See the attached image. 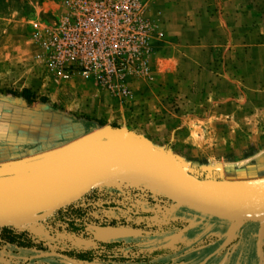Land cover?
<instances>
[{"label":"rangeland","instance_id":"374dc122","mask_svg":"<svg viewBox=\"0 0 264 264\" xmlns=\"http://www.w3.org/2000/svg\"><path fill=\"white\" fill-rule=\"evenodd\" d=\"M65 1L0 0V128L42 104L59 114L58 121L84 124L80 136L107 126L120 129L168 152L200 179L264 176V0H223L230 21L221 20L220 45L203 55L195 47L197 33L181 24L194 20L195 0H143L164 36L154 42L150 76L132 81L128 96L82 78L57 82L47 75L34 35L57 20ZM210 1L219 9L222 0ZM202 56L212 61L199 68ZM16 97L27 104L2 103ZM26 155L8 165L38 154ZM91 225L148 234L100 241ZM229 225L178 205L140 181L122 180L96 187L45 220L11 227L22 245L4 239L0 229V264H65L57 256L39 257L45 253L82 264H200L209 257L205 264H226L231 256L236 257L231 264H259L258 225H241L221 249ZM76 237L97 245L79 247ZM197 251L203 252L193 256Z\"/></svg>","mask_w":264,"mask_h":264},{"label":"water","instance_id":"95a60500","mask_svg":"<svg viewBox=\"0 0 264 264\" xmlns=\"http://www.w3.org/2000/svg\"><path fill=\"white\" fill-rule=\"evenodd\" d=\"M108 145L97 152L90 151ZM80 155L77 159L74 157ZM0 229L40 222L84 198L99 186L136 180L174 203L230 223L226 247L246 223L258 225L259 264H264V176L239 180L200 179L168 152L111 126L81 135L52 151L0 170ZM97 240L112 241L147 235L136 228L90 226ZM112 230L114 234L107 233ZM79 247L95 241L75 238ZM65 264H82L58 253ZM204 262L200 264H205ZM223 264V263H221Z\"/></svg>","mask_w":264,"mask_h":264},{"label":"built area","instance_id":"2783aa9c","mask_svg":"<svg viewBox=\"0 0 264 264\" xmlns=\"http://www.w3.org/2000/svg\"><path fill=\"white\" fill-rule=\"evenodd\" d=\"M163 36L143 0H66L57 20L34 40L51 79L82 78L128 96L132 81L150 76L154 42Z\"/></svg>","mask_w":264,"mask_h":264},{"label":"flooded vegetation","instance_id":"af4514ba","mask_svg":"<svg viewBox=\"0 0 264 264\" xmlns=\"http://www.w3.org/2000/svg\"><path fill=\"white\" fill-rule=\"evenodd\" d=\"M9 101L2 100V103H15L17 105L14 104V106L22 107L23 104H27V101L20 97ZM31 106L33 107L31 109H34V103ZM3 109L5 108L3 107ZM27 111L21 118L12 121L10 126L1 125L0 128H4L0 130V133L9 131V133L16 135L14 138L11 135L8 138L0 135V154H6L11 160L21 159L26 154H42L61 147L79 137L85 127L84 124H75L72 121L68 122L63 119L58 121L57 116L59 114L54 109L47 108L42 104H38L35 110ZM46 118L50 122H45ZM35 120H39L41 123L36 124Z\"/></svg>","mask_w":264,"mask_h":264},{"label":"crops","instance_id":"0c3cea01","mask_svg":"<svg viewBox=\"0 0 264 264\" xmlns=\"http://www.w3.org/2000/svg\"><path fill=\"white\" fill-rule=\"evenodd\" d=\"M217 1H220V0H217ZM222 4H223V0L221 2L219 9H215L213 6L215 4H213L210 0H195L194 10L191 12L192 15H195L194 20L191 21L189 19H186L188 21L184 20L181 23L184 26L185 30L191 31L193 29L194 32L197 33L196 39L194 41L195 47L199 49V52H201L202 55L207 54V52L211 51V49L213 48L214 45H220V43L218 42V39L216 37L219 34V32L221 31L220 27H221V29H223L222 28L223 24H222L221 20H223L225 22V24H226V22L228 24V21H230L228 19L227 12L225 10H222V8H224V7H221ZM217 5H219V3H217ZM216 7H218V6H216ZM189 10L190 9L184 10V12H187ZM230 12H235V10H232ZM183 15H187V14H183ZM187 36H188V33L184 32V37L187 38ZM202 58H204V60L198 62L199 68L201 65L205 66V64L207 62L212 61V60L207 61V58H205L204 56H202ZM204 68H207V67H204ZM10 160L11 159H9L6 156V154H0V165H7L8 166ZM5 162H7V163H5ZM1 169H3V168H1ZM4 169H5V167H4ZM254 226H256V225H253L250 227L253 228ZM252 228H250V229H252ZM244 244L245 243H243V246H246ZM240 247H239V249H240ZM249 248H250L249 246L246 247V249H249Z\"/></svg>","mask_w":264,"mask_h":264},{"label":"trees","instance_id":"16d2710c","mask_svg":"<svg viewBox=\"0 0 264 264\" xmlns=\"http://www.w3.org/2000/svg\"><path fill=\"white\" fill-rule=\"evenodd\" d=\"M23 95H24V97L25 98H31V96H30V91L29 90H24L23 91ZM44 99V98H43ZM45 101H47L46 99H45ZM101 124L102 125H104L102 122H101ZM9 230H10V228H4V229H2V232H3V238L4 239H8L10 242H12L13 244L14 243H19L20 245H22L21 243V239H20V237L19 236H16V235H14V234H11V232H9ZM205 251V250H204ZM203 252V251H202ZM201 251H197V252H195L194 254H192L193 256H199L201 253H202ZM236 259V257H232L231 256V258L229 259V260H227V263L226 264H231V262H234V260ZM233 264V263H232Z\"/></svg>","mask_w":264,"mask_h":264},{"label":"bare ground","instance_id":"6f19581e","mask_svg":"<svg viewBox=\"0 0 264 264\" xmlns=\"http://www.w3.org/2000/svg\"><path fill=\"white\" fill-rule=\"evenodd\" d=\"M106 147H108V145L101 146V147H99V148H97V149H94V150H92V151H90V152H91V153H93V152H97L98 150H100V149H102V148H106ZM78 157H80V155L74 157L73 160L77 159ZM112 232H114V231H112V230H108L107 233H109V234H114V233H112Z\"/></svg>","mask_w":264,"mask_h":264}]
</instances>
